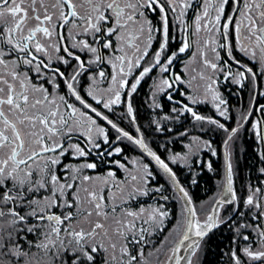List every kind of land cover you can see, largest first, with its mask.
<instances>
[{
	"label": "snow or ice",
	"instance_id": "1",
	"mask_svg": "<svg viewBox=\"0 0 264 264\" xmlns=\"http://www.w3.org/2000/svg\"><path fill=\"white\" fill-rule=\"evenodd\" d=\"M183 54L182 75L173 69ZM154 70L153 102L164 94L173 101L169 90L185 85L191 105L211 96L230 119L220 77L249 84L253 97L264 79V0H0V264H203L222 225L233 233L229 264H264V179L238 195L230 150L264 104L253 101L231 129L187 103L171 109L176 120L187 113L201 130L207 123L226 134L220 195L197 206L170 165L216 151L200 136L184 154L161 158L153 150L131 95ZM121 104L114 122L109 114ZM124 120L137 135L120 126ZM152 125L170 131L159 120ZM252 127L264 163V118ZM124 141L140 155L110 159ZM161 172L168 188L154 183ZM258 172L264 177V167Z\"/></svg>",
	"mask_w": 264,
	"mask_h": 264
},
{
	"label": "trees",
	"instance_id": "2",
	"mask_svg": "<svg viewBox=\"0 0 264 264\" xmlns=\"http://www.w3.org/2000/svg\"><path fill=\"white\" fill-rule=\"evenodd\" d=\"M61 70H65L63 66H61ZM67 71H71V69L69 68ZM147 89L148 90H144L143 87V91L134 93L131 96V102L136 115V125L141 127L145 139L161 158H165L171 153L184 154L187 152L188 149L186 148V145L190 143L192 136H200L202 141H210L212 148L216 151L215 156L211 154L210 150L202 149L198 151L199 162L194 156L190 155L189 163L187 165L180 162L177 165L170 166L173 167L181 184L189 190L197 206H200L205 202H211L214 197L218 198L220 195L219 187H222L226 174L223 147V141L226 134L217 129L214 125H209L207 123L203 125V130H201L199 122L194 121L191 115L187 113L181 115L179 120H176L174 117L177 113H173L171 109L173 107L179 109L181 104L172 103L162 97L163 95H157L155 97V102H153V88L148 86ZM203 98L204 97L201 94V99ZM179 99L182 103H187L189 106L193 107L199 115L217 119L221 123H224L229 129L236 127L241 117L239 111H232L230 109H228L230 119H225L224 117L219 116L214 102H203L191 105V102L185 97H179ZM155 105H160L161 107L157 108ZM121 112L122 111H120L119 107H116V114H109L110 118L115 122L119 119ZM164 116L173 117V119L164 120ZM252 119L241 128L239 138L231 145L230 149L234 165V187L237 189L238 195L246 194L245 185L248 184L249 181H251L253 185H256L260 180L264 179V177L260 176V173L258 172V168L264 167V163L260 161L258 155L262 146L258 137L254 134ZM155 120L161 121V123L166 125L170 131L157 133L155 125L150 127V123ZM120 126L131 131L133 135H137L129 121H121ZM184 132H187L188 135H180ZM114 135L115 134L110 131V138H114ZM165 144L168 146L166 150L163 147H160ZM119 146L124 148V152L120 156L111 157L110 159L122 160L123 156L136 158L140 155V150L129 145L127 141H124ZM209 161L213 166V171L211 172L208 171L205 166ZM106 168L107 165H102L98 171H104ZM154 171H158V169L154 168ZM119 174L120 173H118V175ZM193 179L197 181L195 185L191 183ZM154 183L164 184L165 188H168L171 181L161 172L160 176L154 181ZM165 194L174 196L175 192H166ZM161 203H163V201H161ZM171 206L174 207V205ZM221 214L223 215V213ZM201 219H203V217H201ZM232 235V231L224 225H222L221 228L216 229L214 233L210 234L206 252L202 256L203 264H229V259L226 253L232 247Z\"/></svg>",
	"mask_w": 264,
	"mask_h": 264
},
{
	"label": "flooded vegetation",
	"instance_id": "3",
	"mask_svg": "<svg viewBox=\"0 0 264 264\" xmlns=\"http://www.w3.org/2000/svg\"><path fill=\"white\" fill-rule=\"evenodd\" d=\"M171 35L176 37L175 39H173L170 42V51H177L178 47L180 45V39H179V33H177L174 28L170 29ZM223 55V53H222ZM187 58V54H183L179 60L174 61V69L173 72L174 73H180L183 75V61L186 60ZM247 62V61H246ZM159 73L156 72L154 70V72L151 74V78H145L144 81L141 82V85L138 87L137 92L143 91V87L144 90H148L147 87H152L153 84V80L158 79L159 78ZM164 75H168V74H164ZM84 83L86 84V81H84ZM256 87H257V94L255 97H253L252 95V86H250L249 84L246 83L244 88H240L239 86L232 84L228 81H225L223 79V77H220L219 83H218V91L220 92L221 96L223 99H225L227 101V108L232 110V111H239L240 113L242 112H246L249 111V105L251 103H253V101H255L256 105H260V104H264V95H260V92H264V79H257L256 82ZM186 90V86L185 85H181L179 86V88L177 90H169L173 93V101H170L172 103H176L177 101L181 100L179 99V97H183L181 95V92ZM147 92V91H146ZM132 96V95H131ZM162 97L167 99L166 94H164ZM168 100V99H167ZM204 100V98L202 99ZM169 101V100H168ZM204 102L209 103V102H213L211 100V96H209L207 98V100H205ZM178 104V103H176ZM116 107H119L120 111L124 112L125 109V105L121 104L118 105ZM264 112L258 111V110H253V119H252V123H254L256 120H260L262 118H264L263 115Z\"/></svg>",
	"mask_w": 264,
	"mask_h": 264
},
{
	"label": "water",
	"instance_id": "4",
	"mask_svg": "<svg viewBox=\"0 0 264 264\" xmlns=\"http://www.w3.org/2000/svg\"><path fill=\"white\" fill-rule=\"evenodd\" d=\"M177 90V89H176Z\"/></svg>",
	"mask_w": 264,
	"mask_h": 264
}]
</instances>
